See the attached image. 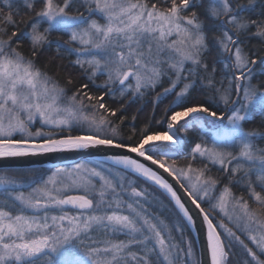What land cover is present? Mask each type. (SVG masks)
Wrapping results in <instances>:
<instances>
[{
  "label": "snow or ice",
  "instance_id": "6c2138e0",
  "mask_svg": "<svg viewBox=\"0 0 264 264\" xmlns=\"http://www.w3.org/2000/svg\"><path fill=\"white\" fill-rule=\"evenodd\" d=\"M93 150L0 174V264H202L188 204L264 264V0H0V159Z\"/></svg>",
  "mask_w": 264,
  "mask_h": 264
},
{
  "label": "water",
  "instance_id": "95a60500",
  "mask_svg": "<svg viewBox=\"0 0 264 264\" xmlns=\"http://www.w3.org/2000/svg\"><path fill=\"white\" fill-rule=\"evenodd\" d=\"M112 151H118V150H112ZM106 154H112V153L111 151L96 152L93 150L84 153L56 154L48 157L0 159V170L56 168L57 166L72 165L79 163L81 161H88V160L101 161L103 160ZM146 163L150 164V162H146ZM165 175L167 176V174ZM185 199L187 198L185 197ZM188 207L192 211L196 220L195 228L191 229V231L193 233L196 242L199 260L202 261V264H210V256L206 249V226L202 224V217L198 215L197 210L191 204H188Z\"/></svg>",
  "mask_w": 264,
  "mask_h": 264
},
{
  "label": "trees",
  "instance_id": "16d2710c",
  "mask_svg": "<svg viewBox=\"0 0 264 264\" xmlns=\"http://www.w3.org/2000/svg\"><path fill=\"white\" fill-rule=\"evenodd\" d=\"M163 107H164V105H161L160 109L157 111V113H156V119H160V118H161V116H162V114H163ZM135 111H136V106L134 105V106L129 110V113H128L129 117H130L131 114L134 113ZM150 111H151L150 108H146L145 111H144L142 114H140L137 123H141V122H143V121L149 116ZM130 123H131V120L129 119V121L126 122V126H125V129H124L125 132L128 131V127H127V125L130 124ZM158 127H166V125H161V126H158ZM249 127H251V125H249ZM190 147H191V144H189V146H188V150H190ZM183 155H186V152H185V153H182L180 157H175V158H177V163H178L179 165H183V164L186 163V161L182 158ZM87 162H89V161H87ZM28 170H31V169H25V170H11V171H0V174H3V173H5V172H7V173H9V174H18V173H24V172H26V171H28ZM36 170H37L36 175L33 176L32 179L38 184V183H42L43 180H46L47 177H48L49 175H51V172L54 171L55 169L48 168V169H36ZM213 171H214V173H215V170H213ZM32 186H35V185H32ZM17 187H18V190L25 191V192L31 190V187H30L27 183H24V182H22V181L19 182V184H18ZM0 189H2V186H0ZM165 215H166V216H170L171 219H172L173 221L175 220V215H174L173 213L167 211ZM174 235L179 239V236H180L179 233H174ZM185 236H186L187 238H190V239L193 240V244H194V248H195L196 243H195V239H194V236H193V233H192L191 229H188V230L185 232ZM195 251H197V250L195 249ZM196 253H197V252H196Z\"/></svg>",
  "mask_w": 264,
  "mask_h": 264
},
{
  "label": "rangeland",
  "instance_id": "374dc122",
  "mask_svg": "<svg viewBox=\"0 0 264 264\" xmlns=\"http://www.w3.org/2000/svg\"><path fill=\"white\" fill-rule=\"evenodd\" d=\"M106 167L107 166H110V163L109 164H106L105 165ZM150 211H153V209H149ZM157 211H159V209H156ZM195 249H196V246H195V248H194V251H195ZM197 250V249H196ZM197 251H195V255H196V257L198 258V253H196Z\"/></svg>",
  "mask_w": 264,
  "mask_h": 264
},
{
  "label": "bare ground",
  "instance_id": "6f19581e",
  "mask_svg": "<svg viewBox=\"0 0 264 264\" xmlns=\"http://www.w3.org/2000/svg\"><path fill=\"white\" fill-rule=\"evenodd\" d=\"M72 165H74V164H72ZM72 165H68V166H72ZM166 212H167V211H165V214H166Z\"/></svg>",
  "mask_w": 264,
  "mask_h": 264
}]
</instances>
